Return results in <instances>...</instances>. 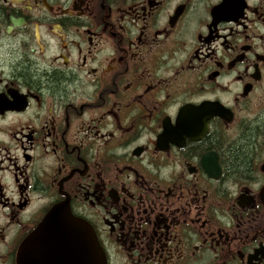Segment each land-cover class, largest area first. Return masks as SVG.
<instances>
[{"label": "flooded vegetation", "instance_id": "flooded-vegetation-1", "mask_svg": "<svg viewBox=\"0 0 264 264\" xmlns=\"http://www.w3.org/2000/svg\"><path fill=\"white\" fill-rule=\"evenodd\" d=\"M263 190L264 0H0V264L66 201L106 264H264Z\"/></svg>", "mask_w": 264, "mask_h": 264}, {"label": "water", "instance_id": "water-1", "mask_svg": "<svg viewBox=\"0 0 264 264\" xmlns=\"http://www.w3.org/2000/svg\"><path fill=\"white\" fill-rule=\"evenodd\" d=\"M262 197L264 202V190ZM18 264H106V258L91 226L75 217L66 201L25 240Z\"/></svg>", "mask_w": 264, "mask_h": 264}, {"label": "trees", "instance_id": "trees-1", "mask_svg": "<svg viewBox=\"0 0 264 264\" xmlns=\"http://www.w3.org/2000/svg\"><path fill=\"white\" fill-rule=\"evenodd\" d=\"M256 134H247V141H240L233 145L227 151V159L231 162V169L236 172L246 173L250 169L251 157L253 154L254 143L250 141L252 138L255 140Z\"/></svg>", "mask_w": 264, "mask_h": 264}]
</instances>
